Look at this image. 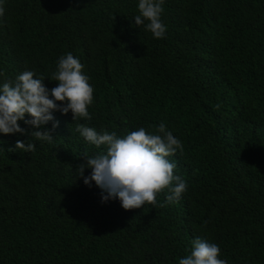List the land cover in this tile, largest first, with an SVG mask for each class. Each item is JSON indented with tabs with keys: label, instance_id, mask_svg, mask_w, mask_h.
I'll list each match as a JSON object with an SVG mask.
<instances>
[{
	"label": "trees",
	"instance_id": "obj_1",
	"mask_svg": "<svg viewBox=\"0 0 264 264\" xmlns=\"http://www.w3.org/2000/svg\"><path fill=\"white\" fill-rule=\"evenodd\" d=\"M138 2L3 0L0 86L31 70L51 89L70 52L94 99L91 120L53 112L51 143L23 121L26 134L0 133V264H179L195 238L227 264H264V0H164L163 39L135 25ZM161 122L187 191L162 208L101 202L77 167L106 149L76 125L123 137ZM17 140L35 151H10Z\"/></svg>",
	"mask_w": 264,
	"mask_h": 264
},
{
	"label": "clouds",
	"instance_id": "obj_2",
	"mask_svg": "<svg viewBox=\"0 0 264 264\" xmlns=\"http://www.w3.org/2000/svg\"><path fill=\"white\" fill-rule=\"evenodd\" d=\"M164 0H139L138 12L134 17L136 26L144 25L156 39H163L167 31L161 16ZM3 0H0V17L4 15ZM84 65L72 53L61 55L56 69L51 73L50 81L56 86L45 87L46 77L37 76L34 71L25 70L14 81L0 86V133L5 135L26 134L18 121L31 126L30 137L38 141L51 143L52 130L58 126L53 112L72 114V120H91L88 107L93 103L94 88L90 77L83 72ZM27 114L29 119H25ZM52 122V129L41 130ZM76 132L89 144L97 148L105 146L106 151L89 156L82 153L84 162L77 167V175L83 177L85 185L92 182L101 190V202L119 200L124 210L144 207H166L179 201L187 191L186 181L175 174L177 167L168 158L177 151L183 152L180 139L176 138L161 122L154 132L139 127L118 137L115 132L98 133L93 127L80 123ZM10 151L22 153L35 151V144L17 140ZM85 168L91 169L84 176ZM167 192L163 203H158L157 195ZM220 247L199 238L191 240L190 254L179 259V264H227L220 257Z\"/></svg>",
	"mask_w": 264,
	"mask_h": 264
}]
</instances>
